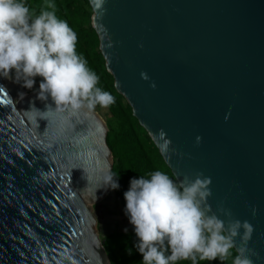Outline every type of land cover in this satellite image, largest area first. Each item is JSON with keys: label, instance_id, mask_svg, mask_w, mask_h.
Listing matches in <instances>:
<instances>
[{"label": "water", "instance_id": "1", "mask_svg": "<svg viewBox=\"0 0 264 264\" xmlns=\"http://www.w3.org/2000/svg\"><path fill=\"white\" fill-rule=\"evenodd\" d=\"M89 2L115 86L159 149L171 140L178 182L211 178L209 214L250 222L235 249L264 264V0ZM39 91L0 76V264H111L92 211L111 191L108 127L97 111L37 119L55 107Z\"/></svg>", "mask_w": 264, "mask_h": 264}, {"label": "clouds", "instance_id": "2", "mask_svg": "<svg viewBox=\"0 0 264 264\" xmlns=\"http://www.w3.org/2000/svg\"><path fill=\"white\" fill-rule=\"evenodd\" d=\"M102 0H96L97 6ZM78 35L66 20L56 14L55 0H43L37 11L27 0H0V76L9 77L13 70L17 82L31 89L36 77H42L39 98L50 96L55 104L37 119L47 120L50 112H67L75 116L90 114L97 106L107 109L115 97L98 87L100 77L88 67L87 60L77 53ZM148 79L146 73H141ZM155 88V84H152ZM166 133L161 130L163 140ZM201 141L197 137V144ZM171 140L160 144L162 153L175 152ZM110 179V188L119 184ZM211 178L196 173L179 183L167 173L156 170L150 178H133L124 193L125 214L138 237L136 249L143 256V264H176L178 261H216L221 264H254L250 258L259 254L240 247L233 257L235 238L243 229L245 244L252 238L254 226L248 221L233 219L231 209L221 204L218 211L227 222L212 213L206 202L212 195ZM256 210L253 209V215ZM170 252V254H168ZM131 255V250H129Z\"/></svg>", "mask_w": 264, "mask_h": 264}, {"label": "trees", "instance_id": "3", "mask_svg": "<svg viewBox=\"0 0 264 264\" xmlns=\"http://www.w3.org/2000/svg\"><path fill=\"white\" fill-rule=\"evenodd\" d=\"M43 0H27L30 7L39 11ZM56 14L60 19L66 20L78 35L77 53L87 60L88 67L100 77L98 87L109 91L115 97V103L109 106L112 114L118 118H125L118 132L108 133V143L114 154V166L111 178L119 184L114 189L116 195L125 203L124 193L130 189L133 178L141 176L150 178L151 173L161 170L167 173L175 182L179 183L172 169L166 163L160 149L148 131L141 125L127 102L115 86V78L108 70L106 60L100 49V37L92 24L93 9L89 0H55ZM136 239L134 235H124V238ZM122 248H126L123 243ZM126 252L129 249H125ZM233 257L238 253L234 248ZM170 254V252L168 253ZM135 256H143L137 250ZM232 257L224 264H231ZM176 264H191V261H178ZM198 264H221L219 260L198 261Z\"/></svg>", "mask_w": 264, "mask_h": 264}, {"label": "rangeland", "instance_id": "4", "mask_svg": "<svg viewBox=\"0 0 264 264\" xmlns=\"http://www.w3.org/2000/svg\"><path fill=\"white\" fill-rule=\"evenodd\" d=\"M8 80L11 83L19 84L23 88L24 92L31 93L33 91L40 90L39 85L42 80V77L35 78V84L31 89L24 87L22 81H16L14 70L8 77ZM16 100L18 101L19 98L17 97ZM95 111H97L104 119L108 127V133L118 132L121 127V124L125 121V118H116L109 108L104 109L97 106ZM125 209L126 203L120 197H118L114 189L111 188V191L109 192V194H107L106 197H104L101 201L93 205L92 211L97 220V230L109 256L110 263L142 264V258H138L135 256V253L137 251V240L133 237L127 239L124 238V235L135 234L134 226L130 223L129 217L125 214ZM123 243L126 245L127 249L131 250V255L129 254V251H125L126 248H122Z\"/></svg>", "mask_w": 264, "mask_h": 264}, {"label": "bare ground", "instance_id": "5", "mask_svg": "<svg viewBox=\"0 0 264 264\" xmlns=\"http://www.w3.org/2000/svg\"><path fill=\"white\" fill-rule=\"evenodd\" d=\"M9 84H10V81L8 80ZM14 84V83H13ZM19 101V100H18ZM109 194V193H108Z\"/></svg>", "mask_w": 264, "mask_h": 264}]
</instances>
